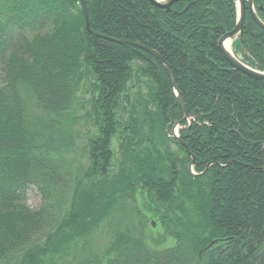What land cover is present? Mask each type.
Returning <instances> with one entry per match:
<instances>
[{"label":"trees","instance_id":"trees-1","mask_svg":"<svg viewBox=\"0 0 264 264\" xmlns=\"http://www.w3.org/2000/svg\"><path fill=\"white\" fill-rule=\"evenodd\" d=\"M85 3L90 29L108 39L86 35L80 0H0V264H54L79 240L85 252L73 264H264V81L217 49L235 25V0H178L168 11L147 0ZM253 6L264 24V0ZM125 42L168 67L193 119L179 131L185 148L169 138L183 114L165 67ZM232 48L264 73V30L248 11ZM87 75L94 130L80 134L73 113ZM142 78L147 93H135L112 173L119 104ZM68 154L86 167L73 169ZM189 155L196 173L217 165L192 178ZM30 186L42 198L36 211L25 204ZM136 190L174 245L148 243L141 220L111 224L107 244L92 252L85 237Z\"/></svg>","mask_w":264,"mask_h":264},{"label":"rangeland","instance_id":"rangeland-1","mask_svg":"<svg viewBox=\"0 0 264 264\" xmlns=\"http://www.w3.org/2000/svg\"><path fill=\"white\" fill-rule=\"evenodd\" d=\"M132 65L134 68L137 63H133ZM93 83V77H91L90 75L85 76L77 94L78 104L73 114L75 118H77L76 120L78 122L75 127L77 132L80 134H82V132L91 133L94 130L93 112L91 104V99L95 95L93 91ZM138 89H140L143 94L147 93L146 79H140L139 85L137 84V81L135 79H132L127 84L126 90L123 93L122 99L119 104L117 113L122 121V124L118 128V132L112 139L111 143V150L113 152V159L111 162L112 173H115L116 169L118 168L119 161L121 159L118 146L121 142L123 135L126 133L123 126L127 123V115L131 110L132 105H134V102L138 101V97L135 94ZM84 139L85 136L83 135L78 139L76 143L77 149L83 147ZM171 150L176 151L175 146L171 145ZM67 159L76 160L75 164L72 165L73 169L78 166L84 168L87 165L86 159L78 157L77 154H68ZM25 204L32 211H36L40 208L42 204V198L36 186H30L28 188L25 198ZM145 207L146 204L143 199V193L139 190H136L133 195V198L124 201V204L122 205L119 211H116V208L111 209L109 212V219H107L106 222H102L99 226H97L90 236L85 237V239L89 237V240H91L92 252H98L96 250L103 249L104 246L107 244L109 239L107 232L111 224L115 225L119 229H123L125 227H132L141 220H145L146 227L144 229V235L147 237L148 243H150V239L154 240L155 242H157L156 247L158 249H165L173 246L174 241L164 236L163 230L155 224V220L149 219L151 217L147 214ZM136 212H139L140 215L137 216L135 214ZM151 221L155 224V226L154 228L150 229L149 225L151 224ZM78 242L79 243L77 245V248H71L69 253L67 252L64 255H54V264H73L71 262L72 257L83 255L81 254V252H85V249L81 248L82 241L79 240Z\"/></svg>","mask_w":264,"mask_h":264},{"label":"water","instance_id":"water-1","mask_svg":"<svg viewBox=\"0 0 264 264\" xmlns=\"http://www.w3.org/2000/svg\"><path fill=\"white\" fill-rule=\"evenodd\" d=\"M153 7L160 9V10H165L168 11L170 9V7L177 1V0H167L164 3H160V0H147ZM80 6H81V11H82V15L84 18V24H85V33L86 35L89 37H98V38H102V39H108L104 36L98 35L96 33H94L89 26V18H88V13H87V9H86V3L85 0H80ZM246 10L248 11L251 19L253 20V22L260 28H262L264 30V24L258 19V17L256 16L255 12H254V8H253V0H236V13H237V18H236V23L234 28L230 31L227 32L225 34H223L217 41V49L219 51V53L222 55V57L227 61V63L235 70L243 73L244 75L254 79V80H258V81H264V73L253 70L249 67H247L246 65H244L242 62H240V60L238 58H236V56L233 54L232 49H228L227 48V43L230 42L231 45L234 42L235 39L239 38L240 42H241V37H242V29H243V23H244V19H245V14H246ZM118 43H124L122 41H117ZM126 43V42H125ZM130 46H134V47H138L141 48L147 52H149L150 54H152L155 58H157L165 67L166 71H167V75H168V79H169V84L171 86V89L173 90V93L176 97V103L180 106L181 111L183 113V119L180 121L179 124H182L183 122H188L189 125L192 122V117L188 116L182 99L177 91V89L175 88L173 81H172V77H171V73L168 69V67L166 66V64L162 61V59L155 54L152 51L147 50L144 47H140L136 44L133 43H126ZM172 138L174 140H176L179 144H182L180 140H178V136H176L175 134L172 133ZM184 146V145H183ZM261 155H262V161H263V170H264V143L262 146V150H261ZM191 161L188 165V172L190 174V176L192 177H199L204 175L210 166L212 165H217V163H209L206 168L204 169V171L200 174H195L193 172V166H194V159L193 157H190ZM151 226L152 228H154L155 224L153 222H151ZM211 245V244H210ZM209 245V246H210ZM208 246V247H209Z\"/></svg>","mask_w":264,"mask_h":264},{"label":"bare ground","instance_id":"bare-ground-1","mask_svg":"<svg viewBox=\"0 0 264 264\" xmlns=\"http://www.w3.org/2000/svg\"><path fill=\"white\" fill-rule=\"evenodd\" d=\"M227 48H228V49H231V43H230V42L227 43ZM142 50H143V49H142ZM261 157H262V155H261ZM262 162H263V161H262Z\"/></svg>","mask_w":264,"mask_h":264}]
</instances>
